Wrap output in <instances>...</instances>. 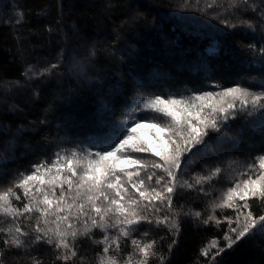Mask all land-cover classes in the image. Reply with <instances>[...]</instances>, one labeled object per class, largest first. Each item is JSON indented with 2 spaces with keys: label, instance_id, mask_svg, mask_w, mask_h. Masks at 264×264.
Masks as SVG:
<instances>
[{
  "label": "trees",
  "instance_id": "16d2710c",
  "mask_svg": "<svg viewBox=\"0 0 264 264\" xmlns=\"http://www.w3.org/2000/svg\"><path fill=\"white\" fill-rule=\"evenodd\" d=\"M218 3L220 7L205 12V0L199 5L196 0H1L0 191L57 152L107 147L117 129L154 115L138 110L144 99L189 97L236 85L264 91V54L259 51L264 47V21L244 6L230 9L228 0ZM255 3L264 5V0ZM224 21L236 27H226ZM52 64L57 68L35 74ZM206 140L207 150L182 166L180 179L194 184L197 175L220 167L221 175L203 185L208 195L200 185L178 187L173 212L162 208L144 214H176L179 232L142 222L133 235L143 242L155 240L153 251L165 256V264H264V233H253L226 249V218L234 219L235 210H213L211 205L240 180L244 171L238 172L237 162L248 164L264 155V110L238 113L221 133L209 131ZM136 155L158 160L151 154ZM17 194L22 195L19 190ZM25 202L13 200L17 207ZM249 205L254 216L264 215V200L250 199ZM209 215L221 223H203ZM109 235L118 233L109 229ZM102 238L99 229H93L91 238L79 237L78 255L68 264H97L96 253L103 246L92 241ZM214 241L226 250L213 262L216 249L208 256L201 252ZM121 248L125 255L117 257L120 264L128 254L140 258L130 240L122 239ZM59 254L46 243L32 252L43 264H64L56 259ZM5 264L31 260L23 250L12 249ZM148 264L160 262L150 256Z\"/></svg>",
  "mask_w": 264,
  "mask_h": 264
},
{
  "label": "snow or ice",
  "instance_id": "6c2138e0",
  "mask_svg": "<svg viewBox=\"0 0 264 264\" xmlns=\"http://www.w3.org/2000/svg\"><path fill=\"white\" fill-rule=\"evenodd\" d=\"M196 3L199 5L200 0ZM228 3L230 9L244 6L245 11L258 12L264 21V5H257L255 0H228ZM218 7V0H205L203 11ZM224 23L226 27H236L227 21ZM241 24L252 27L248 21ZM259 51L264 54V47ZM57 66L52 64L44 72L35 74L44 75ZM138 110L154 115L140 117L125 130L117 129L109 137L107 147L96 151L72 149L67 154L57 152L51 161H40L32 165L27 174L19 173L10 187L0 191V264H5V255L12 249L23 250L31 264H43L32 255L41 243L54 246L60 253L56 259L68 264L78 255V238H91L93 229L103 233L102 239L92 241L103 246L96 253L97 264H120L117 257L125 255L122 239L130 240L140 257L135 259L128 254L124 264H148L150 256L165 264V256L153 251L155 240L143 242L133 233L142 222L155 223L157 227L165 225L178 233L176 214L160 217L144 213H159L162 208L173 212L172 197L178 187L191 189L200 185L199 190L208 195L203 185L220 176L223 170L216 167L207 176L197 175L193 184L180 179L182 166L207 150L209 131L221 133L223 126L238 113L252 115L253 111L264 110V91L254 92L236 85L189 97L157 95L144 99ZM149 136L155 139H147ZM136 154H151L158 160ZM241 175L245 178L237 180L222 194V199L213 204V210L232 208L236 213L234 219L226 218L229 224V231L224 235L226 249H232L253 233H264V215L256 217L248 210L250 199L264 200V155L248 163ZM17 190L22 195L17 194ZM22 199L26 201L22 207L13 203ZM194 215L200 217L199 212ZM210 222L221 223L214 215L203 221ZM109 229H114L118 235H109ZM173 244L175 240L169 250ZM212 249H216L213 262L226 250L214 241L201 255L208 256ZM80 260L83 262L84 257Z\"/></svg>",
  "mask_w": 264,
  "mask_h": 264
},
{
  "label": "rangeland",
  "instance_id": "374dc122",
  "mask_svg": "<svg viewBox=\"0 0 264 264\" xmlns=\"http://www.w3.org/2000/svg\"><path fill=\"white\" fill-rule=\"evenodd\" d=\"M0 2H1V0H0ZM15 14L16 13H12L11 14V18L12 19H14L15 18ZM14 87V86H13ZM3 94H2V98H3ZM1 100H3V99H1ZM249 163L251 162V161H248ZM246 165L247 164H243V163H241V162H237V166H235L236 167V169L238 170V172H242V171H244L245 170V167H246ZM233 173H234V170H233ZM243 178H245L244 176H242V175H240V179H243ZM219 181V184H224L225 182L224 181H220V180H218ZM222 199V195L221 196H219L218 198H217V203L220 201ZM211 205H212V207H213V203H211Z\"/></svg>",
  "mask_w": 264,
  "mask_h": 264
}]
</instances>
